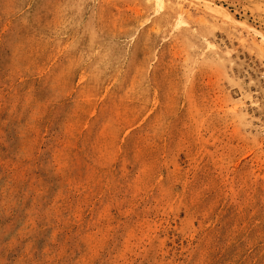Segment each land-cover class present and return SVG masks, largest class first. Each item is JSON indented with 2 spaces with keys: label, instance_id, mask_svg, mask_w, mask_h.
Instances as JSON below:
<instances>
[{
  "label": "rangeland",
  "instance_id": "rangeland-1",
  "mask_svg": "<svg viewBox=\"0 0 264 264\" xmlns=\"http://www.w3.org/2000/svg\"><path fill=\"white\" fill-rule=\"evenodd\" d=\"M0 264H264V0H0Z\"/></svg>",
  "mask_w": 264,
  "mask_h": 264
}]
</instances>
